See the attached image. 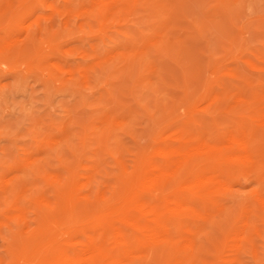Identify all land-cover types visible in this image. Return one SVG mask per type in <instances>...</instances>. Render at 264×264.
<instances>
[{"label": "rangeland", "instance_id": "rangeland-1", "mask_svg": "<svg viewBox=\"0 0 264 264\" xmlns=\"http://www.w3.org/2000/svg\"><path fill=\"white\" fill-rule=\"evenodd\" d=\"M230 136L260 148L259 164L198 205L195 264H264V0H0V264H42L73 226L79 247L112 243L129 227L102 230V211L130 185L161 208L186 192L180 155L171 180L144 183L163 150L241 153ZM164 247L129 264L166 263Z\"/></svg>", "mask_w": 264, "mask_h": 264}, {"label": "bare ground", "instance_id": "bare-ground-1", "mask_svg": "<svg viewBox=\"0 0 264 264\" xmlns=\"http://www.w3.org/2000/svg\"><path fill=\"white\" fill-rule=\"evenodd\" d=\"M246 137L249 136L246 135ZM229 139L232 143L239 144L242 150L241 153L235 152L233 154L229 153L223 155V151L221 152L219 145L212 148L213 150L210 155H208V153L205 155L207 149L211 151V148H208L209 146L205 147L203 145L204 147L202 150L194 148L193 145V147L186 145L183 142L178 149L173 151L171 149L163 150V161L158 160L153 164L151 169L152 176L146 178L144 183L149 184L153 181L160 182L161 180L163 181L164 178L171 180L172 173L170 166L173 162V156L175 155L176 157L180 155L181 159L177 162L179 166L186 163L185 169H190L191 171L187 177L180 181L181 185H185L184 189H186V192L182 191L179 187H172L173 189L170 193L164 194L165 207L161 208L142 195L143 187L134 189V185H130V194L127 195L128 200L127 202L125 201L126 204L117 210H103V221L101 223L102 230H114L116 228V223L122 221V223H125L129 227V230H124V227L120 229L119 227L118 231L115 233L114 241L112 239L113 242H110L111 244L107 238L109 236L103 235L97 238H92L90 236L88 238V243L85 242V245L79 247L81 244L79 245L80 242L77 238L80 229L73 226L69 230L71 232L70 239L66 242L58 241L53 244L51 247L56 250L55 255L42 262V264H129L131 258L133 256L135 257L137 253L139 254L142 249H145L150 242L163 243L166 247L164 248L168 249V259L166 263L164 262L163 264H195L194 256L196 251L200 249L196 243V236L199 231H195L192 224L194 218L201 215V209L198 205L202 204L203 206H207L213 201L215 191L212 185L214 182L218 181L222 175L225 174L230 177V175H235L238 171L248 170L259 164V162L257 163V158L261 156L260 148L254 147L251 140L244 138L238 139L236 136H230ZM210 143L212 144V142ZM210 143L209 145H211ZM196 170L198 171L195 176L196 183L193 184L194 181L190 179L194 176L191 177V173ZM64 191L67 190L64 188ZM105 195L104 193V197ZM91 198L92 197H90V199ZM67 216L73 224L78 221L77 214L73 211L72 206L69 208ZM176 234L183 241L181 247L175 241ZM81 238H83V236ZM184 249L187 251V254L183 253ZM29 256V253H27L25 263L33 264L35 260L33 261L34 258L31 259ZM37 257L38 256H35V258Z\"/></svg>", "mask_w": 264, "mask_h": 264}]
</instances>
